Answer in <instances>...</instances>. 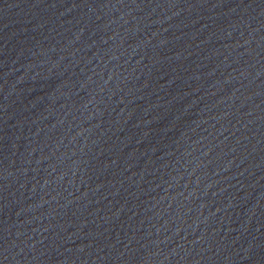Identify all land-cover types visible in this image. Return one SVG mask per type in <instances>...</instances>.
Segmentation results:
<instances>
[{"label": "water", "instance_id": "obj_1", "mask_svg": "<svg viewBox=\"0 0 264 264\" xmlns=\"http://www.w3.org/2000/svg\"><path fill=\"white\" fill-rule=\"evenodd\" d=\"M0 264H264V0H0Z\"/></svg>", "mask_w": 264, "mask_h": 264}]
</instances>
